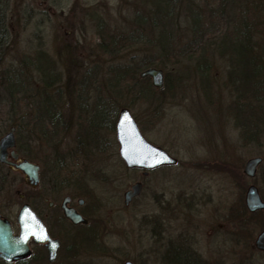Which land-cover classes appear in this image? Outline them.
Instances as JSON below:
<instances>
[{
    "label": "rangeland",
    "instance_id": "374dc122",
    "mask_svg": "<svg viewBox=\"0 0 264 264\" xmlns=\"http://www.w3.org/2000/svg\"><path fill=\"white\" fill-rule=\"evenodd\" d=\"M159 6H165L163 13L159 12ZM255 6L261 9L249 16V9ZM217 8H224V19H258L264 24V0H9L0 11L8 33L3 53L10 57L33 55L41 48L58 64L63 79H67L59 104L62 120L56 128L41 127L39 140L31 146L36 159L32 162L46 170L61 166L56 175L64 179L75 170L70 167L75 161L71 156L75 152L82 115L81 100L75 97L72 88L81 73L99 72L100 80L95 83L99 89L89 87L90 96L106 95L117 110L130 104L128 109L143 136L177 159V163L164 172L154 173L152 182L157 187L156 192L164 187L162 199L168 201L171 239L177 241L181 233L186 232L193 249L210 260L214 259L215 250L223 249L225 242V218L222 217L229 218V212L239 207L240 198L250 183L264 192V167H260L253 178L243 173L246 160L258 156L259 139L248 142L241 139L233 115L235 99L226 82L227 64L216 47L210 50L208 41L205 45L204 54L210 64L205 73L208 82L203 83L194 60L175 65L172 60L161 62L163 58L156 56L153 43L156 31L150 22L166 19V31L174 47L182 49L191 38L188 9L208 19L210 9ZM214 27L217 30V26ZM230 28L233 29V25L230 24ZM218 30L222 31L223 26ZM120 35L123 38H118ZM107 36H116L117 41L112 44ZM102 41L103 47L100 46ZM242 53L239 54L241 59ZM155 56L157 63L151 67L163 70L168 78L166 88L155 95L156 103L132 104L133 96L110 94L116 91L105 76L109 77L113 67H133L141 58ZM238 68L245 69L244 65ZM8 102L5 90L0 87V138L9 131V126H5L12 117ZM101 148L105 149L103 153L88 159L85 184L78 186L82 192L76 189L81 192L77 197L84 201L82 210L93 213L91 216L102 228L104 244L100 251L104 255H85L86 248L78 243L71 264H122L126 259L152 264L151 253L159 252L156 248L151 252L149 225L154 218L152 214L159 212L156 204L161 197L155 193L151 199L146 187L140 197L124 206L123 192L140 179L141 173L126 169L120 162L114 132H104ZM45 180L37 187H30L19 171H8L0 164V210L15 218L26 201L36 207L44 219L51 220L53 209L49 210L40 199L44 195L53 196ZM64 191L75 193L74 184ZM192 199L196 215L185 222L178 205ZM186 223L188 229H181ZM212 223L214 226H210ZM71 230L78 239L84 228L77 226Z\"/></svg>",
    "mask_w": 264,
    "mask_h": 264
},
{
    "label": "trees",
    "instance_id": "16d2710c",
    "mask_svg": "<svg viewBox=\"0 0 264 264\" xmlns=\"http://www.w3.org/2000/svg\"><path fill=\"white\" fill-rule=\"evenodd\" d=\"M8 1L0 0V11L4 9ZM160 9L159 12L163 13L165 6ZM223 9H210L208 19H202L199 12L188 9L191 38L186 45H182V49L174 47L173 40L166 31V19H152L150 25L153 31H156L153 40L157 49L156 56L163 58L161 62L164 64L169 60H172L171 63L174 65L185 60H194L200 79L206 83L208 79L205 73L210 63L204 52L207 41L210 42L209 49L216 47L217 53L225 59L227 64L226 82L235 99L233 115L238 122L241 139L243 142L258 140L264 134V24L258 19H224L226 14ZM259 9L261 8L257 6L249 9L248 15L251 16ZM2 20L0 19V87L6 92L9 111L12 114L5 126L15 128L16 150L20 157L36 161L31 146L39 140V132L43 131L41 127L56 128L62 120L59 104L67 79H63V73L58 69V64L41 48H38L39 50L33 55L22 54L10 57L3 53L6 49L8 33ZM145 24H148V21ZM230 24L233 25V29L230 28ZM214 26H217V30ZM222 26L223 30L219 31L218 27L221 29ZM214 33L215 36H213ZM101 36L103 38V35ZM107 37L112 40V44L117 41L116 36ZM118 38H123V35ZM100 46H104L103 41ZM241 51L242 59L239 58ZM110 52L112 49L109 50ZM156 56L143 57L133 67H113L109 71V77L105 76V80L110 82L109 84L116 91L110 94L117 97L122 94L133 96L132 104L134 102L148 105L156 103L155 95L166 88L168 81L166 74L163 72L164 83L160 89L152 86L149 77L138 78L137 76L141 69L157 63ZM240 65H244L245 69L238 68ZM98 75L99 72L90 73L87 70L76 78L72 88L75 97L81 100L79 110L82 115L78 123L75 152L71 156L75 161L70 167L75 170H71L64 179L56 175V172L62 168L59 165L56 168H48V171L44 167L40 168L39 184L46 179L54 193L66 194L64 190L71 188V184H74L75 193L81 195L82 191L78 186L85 182L88 159L97 153L104 152L105 149L101 148L104 132H114L119 109L130 106L128 104L117 110L106 95L90 96L92 89H99L95 85L100 80ZM119 87H122V90H119ZM7 170L9 171L8 168ZM238 228L242 235H247L246 225L241 222ZM171 257L181 258V253L174 249ZM173 264L189 263H181V260H177Z\"/></svg>",
    "mask_w": 264,
    "mask_h": 264
},
{
    "label": "flooded vegetation",
    "instance_id": "af4514ba",
    "mask_svg": "<svg viewBox=\"0 0 264 264\" xmlns=\"http://www.w3.org/2000/svg\"><path fill=\"white\" fill-rule=\"evenodd\" d=\"M258 142L259 153L258 156L253 157H258L260 161L255 169L253 177L260 167H264V134L259 137ZM157 146L163 148L160 145ZM14 152L18 155L19 159L25 160L24 158L20 157L19 153L17 152L16 143ZM253 157H249L248 159ZM8 158L9 160L14 161L10 158L9 154ZM4 166L10 169L7 165ZM169 166L170 165L159 166L157 168L148 170L147 172L139 169H131L132 171L141 173L140 179L135 180L131 185L140 183L141 187L139 193L134 196L127 204L123 202L124 206H128L143 194V191L146 187L149 188V192L147 193V195L149 194L151 196V199L154 198L155 193L159 194V196L161 197L160 202L157 200L156 204V209L159 210V212L155 215L152 214L154 218H151V222L149 225V241L151 242V252L152 249L154 251V249L156 248L159 253L153 255L151 253L150 262L155 263V261H157L156 264H173L175 263V261L181 260V263L188 262L189 264H264V249H258L255 246L256 236L264 229V192L259 189V187H257L254 183H250L247 188L251 185L256 188L258 197L262 202L263 207L252 212L249 211L245 203V195L247 190L246 188L243 196L240 198L239 207L237 209L231 210V213L229 212V218L225 217V215L222 217L225 218V222H223V224L225 225V231L223 232L225 242L223 243V249L219 251L215 250L214 259L210 260L208 257H204L202 254L200 255V253H197L196 250L193 249L194 245L190 243L191 240L189 237H187L186 232L184 234L181 233V236H179L177 241H173L171 239V235L169 233L170 226L168 224V218L170 217V212L168 211V201L166 202L164 201V199H162L165 194V191L163 190L164 187L162 186V190H160V192H156L155 188L157 187L154 185V182H152V175L154 173L158 172L159 170L164 172L169 168ZM10 170L15 171V169ZM262 171L264 177V168H262ZM38 185L39 182L36 186H28L37 187ZM131 185L127 190L130 189ZM126 191L123 192V195ZM52 193L53 196L51 197H48L46 195L40 197L42 201L41 203L45 204L49 210L53 209L54 211L53 217L52 219L50 218L51 220L49 221L44 219L41 212L30 203L24 201L22 205L28 204L30 206L36 216L44 224L49 237L58 242L55 259L52 262L48 260V248L46 242H35L32 238H30L27 242V254L15 257L11 261H6L3 258L2 253L0 252V264H71L75 253V248H77L78 243H82V245H84V249L86 248L85 255H104V253L100 251L101 245L104 244V240L102 239V228H100L98 223H96L97 219L91 216L93 215V213L85 212L84 210H82L84 201L81 198L77 197L79 195H77L76 193L57 194L53 191ZM20 197L23 198V195H20ZM63 204L68 208L74 209L76 213H78L82 218L85 219V223L73 224L67 218H65L62 211ZM185 204H179L178 207L179 213L181 215H184L183 220L186 222L189 220L191 215L193 216L196 214L192 209L194 205L193 199L188 202L186 206ZM19 209L15 218L8 217L0 210V219L9 223L13 235H17L19 231L17 225V215ZM175 209L176 208H174L173 210ZM156 216H158L160 220L156 219ZM241 222L243 225H246L245 231L247 232V235H242V233H240L238 224H241ZM183 225L184 226L181 229H188L187 223L186 225ZM77 226H81L84 228L83 233L81 234V236H79L78 239L74 236L71 230L72 228H75ZM210 226H214L213 223ZM174 249H177L181 253V258L179 257L178 259H175L171 257V253ZM153 256H155V258ZM125 261H130L133 264H145L142 261L135 262L129 259L124 260L122 264H124ZM213 261L220 262L218 263Z\"/></svg>",
    "mask_w": 264,
    "mask_h": 264
},
{
    "label": "water",
    "instance_id": "95a60500",
    "mask_svg": "<svg viewBox=\"0 0 264 264\" xmlns=\"http://www.w3.org/2000/svg\"><path fill=\"white\" fill-rule=\"evenodd\" d=\"M139 77H149L152 86L157 89L163 86L164 76L161 69L149 67L141 71ZM14 130V127H10L9 131L0 138V163L7 165L10 169L21 172L25 176L28 185L36 186L39 181V166L28 160L18 158V155L14 152ZM114 136L118 146V156L127 169H139L147 172L159 166H171L177 162V159L166 150L152 144L143 136L138 123L126 107L118 111ZM8 154L15 162L9 160ZM259 161L258 157L248 159L244 164L243 173L248 177H253ZM140 187V183L131 185L130 189L123 195L125 204L139 193ZM245 203L251 212L263 207L257 190L252 185L246 190ZM62 211L64 217L73 224L85 223V219L76 213L74 209L68 208L63 204ZM17 225L18 234L13 235L9 223L0 219V252L6 261H11L15 257L27 254V242L30 238L35 242H46L48 260L52 262L55 259L58 242L49 237L44 224L28 204H23L19 209ZM255 246L258 249H264V229L256 236ZM124 264L133 263L125 261Z\"/></svg>",
    "mask_w": 264,
    "mask_h": 264
},
{
    "label": "snow or ice",
    "instance_id": "6c2138e0",
    "mask_svg": "<svg viewBox=\"0 0 264 264\" xmlns=\"http://www.w3.org/2000/svg\"><path fill=\"white\" fill-rule=\"evenodd\" d=\"M46 238V237H45Z\"/></svg>",
    "mask_w": 264,
    "mask_h": 264
}]
</instances>
